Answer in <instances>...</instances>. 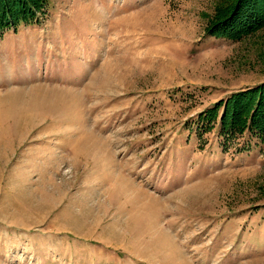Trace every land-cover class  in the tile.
Instances as JSON below:
<instances>
[{
	"label": "rangeland",
	"instance_id": "374dc122",
	"mask_svg": "<svg viewBox=\"0 0 264 264\" xmlns=\"http://www.w3.org/2000/svg\"><path fill=\"white\" fill-rule=\"evenodd\" d=\"M219 1L46 0L0 31V264H264V139L196 129L264 82V26L210 35Z\"/></svg>",
	"mask_w": 264,
	"mask_h": 264
},
{
	"label": "trees",
	"instance_id": "16d2710c",
	"mask_svg": "<svg viewBox=\"0 0 264 264\" xmlns=\"http://www.w3.org/2000/svg\"><path fill=\"white\" fill-rule=\"evenodd\" d=\"M45 5L46 0H0V31L5 26L39 21L36 12ZM213 19L208 28L210 35L238 39L264 26V0H221ZM219 110V136L228 139L247 131L264 139V82L234 91L215 102L200 115L202 123L198 121L197 131L209 130Z\"/></svg>",
	"mask_w": 264,
	"mask_h": 264
},
{
	"label": "bare ground",
	"instance_id": "6f19581e",
	"mask_svg": "<svg viewBox=\"0 0 264 264\" xmlns=\"http://www.w3.org/2000/svg\"><path fill=\"white\" fill-rule=\"evenodd\" d=\"M12 96V95H11ZM1 102H3V101H1ZM1 115H3V114H1ZM20 115V114H19Z\"/></svg>",
	"mask_w": 264,
	"mask_h": 264
}]
</instances>
